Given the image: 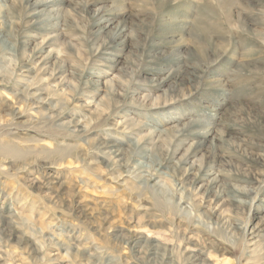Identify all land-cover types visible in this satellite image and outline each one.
Here are the masks:
<instances>
[{
    "label": "rangeland",
    "instance_id": "obj_1",
    "mask_svg": "<svg viewBox=\"0 0 264 264\" xmlns=\"http://www.w3.org/2000/svg\"><path fill=\"white\" fill-rule=\"evenodd\" d=\"M48 1L0 0V264H264V0Z\"/></svg>",
    "mask_w": 264,
    "mask_h": 264
},
{
    "label": "bare ground",
    "instance_id": "obj_2",
    "mask_svg": "<svg viewBox=\"0 0 264 264\" xmlns=\"http://www.w3.org/2000/svg\"><path fill=\"white\" fill-rule=\"evenodd\" d=\"M33 1V0H32ZM36 1H37V3H36ZM33 3V2H32ZM56 4L54 3V2H52V1H48V0H35V5H33L34 6V10H33V12H32V14H31V16H32V19H37V18H39V17H41L42 15H44L46 12H47V10L48 9H52V8H54V7H56L55 6ZM110 21V20H109ZM38 56V55H37ZM53 57V56H52ZM40 59V58H39ZM38 59V60H39ZM45 67V66H44ZM34 71V70H33ZM35 95V94H34ZM33 95V96H34ZM77 126H79V125H77ZM212 171V170H211ZM210 174V173H209ZM214 179V178H213ZM210 182V181H209ZM212 183H213V181H212ZM213 200V199H212ZM221 203H222V201H221ZM217 211H218V209H217ZM254 230V229H253ZM256 232V231H255Z\"/></svg>",
    "mask_w": 264,
    "mask_h": 264
}]
</instances>
